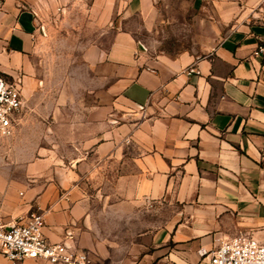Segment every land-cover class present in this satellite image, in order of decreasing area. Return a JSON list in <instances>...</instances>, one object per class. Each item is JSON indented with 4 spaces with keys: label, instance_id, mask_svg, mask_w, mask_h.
<instances>
[{
    "label": "crops",
    "instance_id": "obj_1",
    "mask_svg": "<svg viewBox=\"0 0 264 264\" xmlns=\"http://www.w3.org/2000/svg\"><path fill=\"white\" fill-rule=\"evenodd\" d=\"M73 1L0 0V72L23 97L0 135V224L41 209L46 239L89 264H196L221 240L264 241V23L240 9L257 0H181L176 13L170 0H91L109 42L81 50L56 96L37 24ZM191 17L202 55L141 42V28ZM0 264L52 263L0 252Z\"/></svg>",
    "mask_w": 264,
    "mask_h": 264
},
{
    "label": "rangeland",
    "instance_id": "obj_2",
    "mask_svg": "<svg viewBox=\"0 0 264 264\" xmlns=\"http://www.w3.org/2000/svg\"><path fill=\"white\" fill-rule=\"evenodd\" d=\"M181 0H170V11L176 13L175 5ZM91 0H77L70 4V9L49 10L40 17L38 27L39 41V69L41 80L45 89L58 95L71 76L74 80L79 73L78 64L81 50L94 44H106L103 31L109 25L89 23L87 8ZM158 8L163 7V1L157 3ZM245 5V4H244ZM243 12V21L248 25L264 23V0H257L250 6L240 8ZM180 15V14H179ZM187 23L162 24L154 33L141 28V42L150 46L155 45L159 51L168 50L169 53H178L189 50L202 55L192 39L198 32L192 17ZM194 22V23H193ZM133 26V25H132ZM142 27V26H141ZM229 25L222 31L229 29ZM192 57V56H191ZM46 92L45 99H48Z\"/></svg>",
    "mask_w": 264,
    "mask_h": 264
},
{
    "label": "built area",
    "instance_id": "obj_3",
    "mask_svg": "<svg viewBox=\"0 0 264 264\" xmlns=\"http://www.w3.org/2000/svg\"><path fill=\"white\" fill-rule=\"evenodd\" d=\"M22 108L20 82L0 72V135L7 137L13 132ZM44 223L43 211L36 209L22 221L9 226L0 224V252L11 263L33 258L52 264H89L85 250L48 241L43 234ZM196 264H264V241L245 235L221 240L212 249H200Z\"/></svg>",
    "mask_w": 264,
    "mask_h": 264
}]
</instances>
